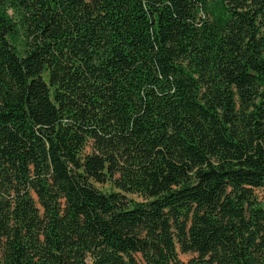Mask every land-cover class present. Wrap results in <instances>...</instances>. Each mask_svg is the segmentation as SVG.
<instances>
[{
    "label": "trees",
    "instance_id": "16d2710c",
    "mask_svg": "<svg viewBox=\"0 0 264 264\" xmlns=\"http://www.w3.org/2000/svg\"><path fill=\"white\" fill-rule=\"evenodd\" d=\"M257 188L264 0H0V264H264Z\"/></svg>",
    "mask_w": 264,
    "mask_h": 264
},
{
    "label": "rangeland",
    "instance_id": "374dc122",
    "mask_svg": "<svg viewBox=\"0 0 264 264\" xmlns=\"http://www.w3.org/2000/svg\"><path fill=\"white\" fill-rule=\"evenodd\" d=\"M100 188L103 189H109L110 188V184H97ZM256 195L258 197V199L262 202V204L264 205V190L261 188H257L256 189ZM129 197H133L136 199H141V197L137 194H129ZM195 254H191V253H182L180 252V257L182 258V260H184L185 262L189 261L192 257H194Z\"/></svg>",
    "mask_w": 264,
    "mask_h": 264
}]
</instances>
